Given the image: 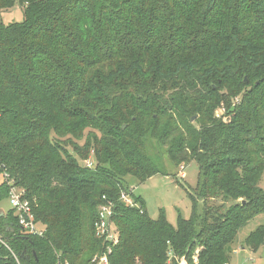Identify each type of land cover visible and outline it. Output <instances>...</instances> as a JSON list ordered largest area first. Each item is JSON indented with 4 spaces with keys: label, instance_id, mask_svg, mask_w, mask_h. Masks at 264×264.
I'll return each instance as SVG.
<instances>
[{
    "label": "trees",
    "instance_id": "16d2710c",
    "mask_svg": "<svg viewBox=\"0 0 264 264\" xmlns=\"http://www.w3.org/2000/svg\"><path fill=\"white\" fill-rule=\"evenodd\" d=\"M17 6L22 21L0 23V264H90L109 202L110 264H229L264 214V0H0V14ZM165 156L199 168L174 228L126 182L176 180ZM12 186L43 238L1 210ZM244 242L264 246V226Z\"/></svg>",
    "mask_w": 264,
    "mask_h": 264
},
{
    "label": "rangeland",
    "instance_id": "374dc122",
    "mask_svg": "<svg viewBox=\"0 0 264 264\" xmlns=\"http://www.w3.org/2000/svg\"><path fill=\"white\" fill-rule=\"evenodd\" d=\"M22 19V11L18 6L0 14V23L5 26L9 23H20ZM221 113L222 109L219 108L214 112V115L218 118L221 117ZM195 120L191 122L194 123ZM163 163L170 176H176V180L184 185V188L179 186L173 177H165L162 175H156L140 184L132 178H126V182L131 185L130 188L132 187L135 195L142 197L146 213H148L152 220H157L160 214L159 211L161 210L168 224L174 228L179 216L184 220H188L191 215V201L185 190L191 193V188L196 187L199 168L197 164L190 162L181 171L180 168L177 169L169 164L166 156L163 158ZM259 186L264 189V176ZM230 204L231 202L229 201L226 205L229 206ZM9 209L10 207L7 202L1 206V210L4 212ZM260 226H264V214L255 216L238 231L230 247L229 264H264V246L259 247L256 252H252L246 247L244 242L245 238Z\"/></svg>",
    "mask_w": 264,
    "mask_h": 264
},
{
    "label": "built area",
    "instance_id": "2783aa9c",
    "mask_svg": "<svg viewBox=\"0 0 264 264\" xmlns=\"http://www.w3.org/2000/svg\"><path fill=\"white\" fill-rule=\"evenodd\" d=\"M86 165L89 166V163L86 162ZM122 198L128 201L127 198ZM7 201L15 217L18 218V225L22 233L28 236L43 238L45 228L38 224L34 216H32L30 204L25 200L23 190L12 186ZM97 215V220L94 223L95 237L102 240L107 247L104 254L100 256L95 255L91 259L90 264H110L108 257L111 254L112 245L116 240V233L112 223L111 203L99 206Z\"/></svg>",
    "mask_w": 264,
    "mask_h": 264
},
{
    "label": "water",
    "instance_id": "95a60500",
    "mask_svg": "<svg viewBox=\"0 0 264 264\" xmlns=\"http://www.w3.org/2000/svg\"><path fill=\"white\" fill-rule=\"evenodd\" d=\"M193 120H194V118L191 121H193Z\"/></svg>",
    "mask_w": 264,
    "mask_h": 264
}]
</instances>
